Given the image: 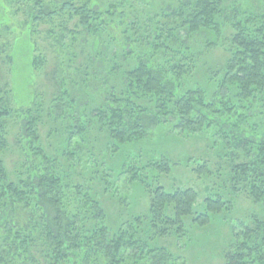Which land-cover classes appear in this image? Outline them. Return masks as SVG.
<instances>
[{"label": "trees", "instance_id": "16d2710c", "mask_svg": "<svg viewBox=\"0 0 264 264\" xmlns=\"http://www.w3.org/2000/svg\"><path fill=\"white\" fill-rule=\"evenodd\" d=\"M88 1L82 7L68 3L63 8L80 16L88 30H92L85 16L89 8L95 12L99 31L115 22L124 36L119 39L125 41L120 43L124 54L134 61L133 65L129 60L122 72L120 90H110L102 97L106 99L103 108L93 113L106 129L110 145L116 151H128L137 140L146 138L153 125L170 124L183 133L208 134L228 163L232 188L247 191L262 205V214L242 222L226 245L225 263L264 264V15L233 14L231 0H177L156 18L131 24L126 22L129 14L121 11L118 15L119 5L110 4L111 0H105V13L99 4L102 0ZM19 3L0 0V27L8 24L9 8ZM52 15L46 6L29 13L33 25ZM224 25L232 28L229 33ZM53 27L47 30L49 37L63 46L65 37L53 35ZM186 29L226 34L227 59L209 87L192 84L197 53L181 41L180 32ZM111 38L115 39L114 34ZM34 50L32 43L30 51ZM37 63L32 56V66ZM57 99L74 110L68 87ZM42 110L40 104L22 114L15 139L22 159L18 164L8 166L4 157L11 142L0 136V264H176L168 249L157 242L159 235H187V218H191L189 223L205 226L210 212L224 209L226 202L220 196L201 200L191 188L168 191L153 186L154 178L170 174L176 165L167 154H156L147 163L140 160L133 165L125 160L122 164L125 173L148 189L152 200L146 215L113 228L100 190L72 181L69 173L76 167L74 159L65 155L70 162L65 164L47 151L39 134ZM5 114L6 110L0 112ZM89 121L75 125L72 119L70 126L78 128L75 132L85 140ZM70 186L77 195L76 204L72 201L75 195L65 197ZM199 206L203 212L197 211Z\"/></svg>", "mask_w": 264, "mask_h": 264}, {"label": "rangeland", "instance_id": "374dc122", "mask_svg": "<svg viewBox=\"0 0 264 264\" xmlns=\"http://www.w3.org/2000/svg\"><path fill=\"white\" fill-rule=\"evenodd\" d=\"M231 1L233 14L264 15V0ZM175 2L177 0H111L110 4L119 5L118 15L121 11L129 14L126 22L132 24L156 18L159 12L170 10ZM68 3L77 7L90 4L88 0H20L6 12L8 24L0 27V91L4 97L0 100V112H8L6 116L0 115V136L11 142L4 157L8 166L22 160L15 139L21 129L23 112L29 107L36 110L41 104L43 122L39 125V134L47 151L58 155L65 164L70 163L65 155L74 159L76 167L69 173L72 181L100 190L110 225L118 228L136 216L146 215L152 200L148 189L125 173L122 164L125 160H131L133 165L141 163L140 160L147 163L156 154H167L176 165L170 174L154 178L153 186L158 184L168 191L191 188L199 193L201 200L220 196L226 204L222 211L210 212L207 225L189 223L191 218H187V235H159L157 242L168 249L176 264H226V245L232 242L242 222L254 214H262V205L247 191L232 188L228 163L221 159L208 134L183 133L170 124L153 125L147 130L146 138L137 140L128 151H116L110 145L106 129L93 118V113L103 108L106 99L102 97L108 96L110 90H120L122 72L131 58L124 54L120 43L125 44V41H119L124 36L118 26L115 28V22L99 31L95 12L89 8L85 16L92 30H88L81 24L80 16L63 8ZM99 4L105 13L108 8L105 0ZM40 6H46L53 15L33 25L29 13ZM30 26L33 34L29 32ZM51 27L55 29L53 35L56 32L65 37L63 46H57L49 37L47 30ZM231 29L225 26L227 33ZM113 34L116 40L111 38ZM225 35L207 29L180 32L181 41L197 53L193 85L209 87L218 70L217 75L220 74L227 59ZM77 38L78 42H73ZM31 42L35 45L33 52ZM117 54H120L119 59ZM32 56L38 61L34 67ZM74 58L76 62L72 63ZM129 63L134 65L133 60ZM65 87L70 89L74 110L57 99L62 98ZM88 118L90 125L85 129L84 140L70 122L73 119L75 125H84ZM71 137L72 146H68ZM205 167L209 170H204ZM64 194L66 199L75 195L72 201L76 204L73 186L66 188ZM197 211L203 212L204 208L199 206Z\"/></svg>", "mask_w": 264, "mask_h": 264}]
</instances>
